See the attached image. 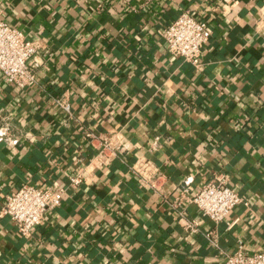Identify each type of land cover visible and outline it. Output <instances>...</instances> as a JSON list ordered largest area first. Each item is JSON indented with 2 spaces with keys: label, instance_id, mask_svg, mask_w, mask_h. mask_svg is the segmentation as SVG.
<instances>
[{
  "label": "crops",
  "instance_id": "0c3cea01",
  "mask_svg": "<svg viewBox=\"0 0 264 264\" xmlns=\"http://www.w3.org/2000/svg\"><path fill=\"white\" fill-rule=\"evenodd\" d=\"M0 9L43 47L32 87L0 75V122L12 131L0 143V209L26 183L66 189L30 239L0 217V264H223L240 241L264 252V0H0ZM184 12L213 31L199 68L159 35ZM91 133L121 137L111 165L89 167ZM139 159L160 168L172 198L221 175L248 205L219 225L188 200L175 209L139 185ZM79 173L86 180L69 188Z\"/></svg>",
  "mask_w": 264,
  "mask_h": 264
},
{
  "label": "built area",
  "instance_id": "2783aa9c",
  "mask_svg": "<svg viewBox=\"0 0 264 264\" xmlns=\"http://www.w3.org/2000/svg\"><path fill=\"white\" fill-rule=\"evenodd\" d=\"M1 14L0 9V75L7 84L25 90L37 83L39 65L36 57L43 47L38 42L28 40L22 31L1 20ZM159 35L171 53L199 68L203 50L210 42L213 31L207 21L184 12L166 25ZM57 105L70 114V104L66 100H58ZM11 135L9 123L0 122V143L9 141ZM88 136L97 150L89 167L102 168L111 165L123 149L118 134L106 137L91 133ZM131 173L142 188L170 202L175 209L181 208L183 202L188 200L197 207L203 218L216 225L226 221L238 206L248 205L235 189L228 186L226 177L221 175L216 176L190 198L186 196V189L178 197L172 198L165 189V176L152 161L139 159L132 165ZM69 180V188L77 189L86 177L84 173H79L69 177ZM65 193V188L23 184L16 192L8 195L0 209V217H8L17 227L18 233L23 238L30 239L35 229L45 223L47 215L61 207ZM177 215L180 223L185 222V228L193 233L200 232L197 224L187 219L184 210L177 211ZM203 235L215 248H219L216 235L211 232ZM223 264H264V252L250 251L240 241L235 251L225 253Z\"/></svg>",
  "mask_w": 264,
  "mask_h": 264
}]
</instances>
